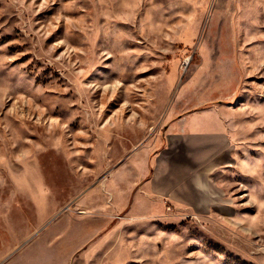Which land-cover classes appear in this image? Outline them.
I'll list each match as a JSON object with an SVG mask.
<instances>
[{"label": "rangeland", "instance_id": "374dc122", "mask_svg": "<svg viewBox=\"0 0 264 264\" xmlns=\"http://www.w3.org/2000/svg\"><path fill=\"white\" fill-rule=\"evenodd\" d=\"M0 0V264H264V0ZM229 109L223 197L141 187L185 95ZM195 102H199L196 98Z\"/></svg>", "mask_w": 264, "mask_h": 264}, {"label": "crops", "instance_id": "0c3cea01", "mask_svg": "<svg viewBox=\"0 0 264 264\" xmlns=\"http://www.w3.org/2000/svg\"><path fill=\"white\" fill-rule=\"evenodd\" d=\"M241 11L244 0H234ZM212 98L180 96L162 119L169 135L177 143L165 158L161 156L150 166V151L139 147L125 162L139 163L141 187L159 202L169 201L176 206L203 211L216 205L223 197V185L213 175L214 165L231 156L232 119L223 104H202ZM196 98L199 102H195Z\"/></svg>", "mask_w": 264, "mask_h": 264}]
</instances>
